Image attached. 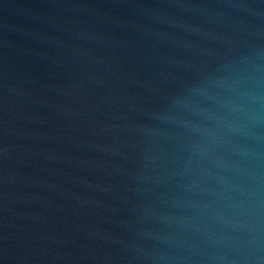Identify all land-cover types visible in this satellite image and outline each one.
Segmentation results:
<instances>
[{"label":"water","instance_id":"1","mask_svg":"<svg viewBox=\"0 0 264 264\" xmlns=\"http://www.w3.org/2000/svg\"><path fill=\"white\" fill-rule=\"evenodd\" d=\"M0 264H264V0H0Z\"/></svg>","mask_w":264,"mask_h":264}]
</instances>
